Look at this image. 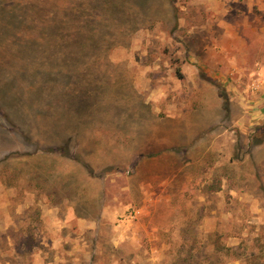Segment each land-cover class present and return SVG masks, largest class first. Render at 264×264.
<instances>
[{"label":"rangeland","instance_id":"374dc122","mask_svg":"<svg viewBox=\"0 0 264 264\" xmlns=\"http://www.w3.org/2000/svg\"><path fill=\"white\" fill-rule=\"evenodd\" d=\"M3 10L0 264H264V0Z\"/></svg>","mask_w":264,"mask_h":264},{"label":"trees","instance_id":"16d2710c","mask_svg":"<svg viewBox=\"0 0 264 264\" xmlns=\"http://www.w3.org/2000/svg\"><path fill=\"white\" fill-rule=\"evenodd\" d=\"M8 12H9V10H8V11H7V10H3V11L0 12V23H1L2 21L4 22V18H5V17H3L2 15H4L5 13H8ZM176 74H177L178 76H180V73H179L178 70L176 71ZM210 191H212V192H217V191H219V186L211 187V188H210Z\"/></svg>","mask_w":264,"mask_h":264}]
</instances>
